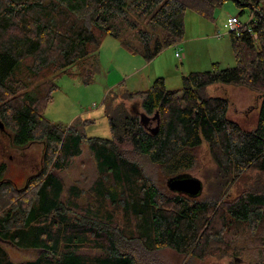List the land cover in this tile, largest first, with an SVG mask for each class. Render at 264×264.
<instances>
[{"label":"trees","instance_id":"obj_1","mask_svg":"<svg viewBox=\"0 0 264 264\" xmlns=\"http://www.w3.org/2000/svg\"><path fill=\"white\" fill-rule=\"evenodd\" d=\"M226 1L0 0V130L10 131L16 147L44 145L43 165L25 187L7 179L0 164V238L40 251L19 264H140L137 252L162 248L203 259L228 254V238L244 231L258 253L249 264H264V186L223 197L233 179L251 171L264 175V0H231L241 14L250 12L248 22L229 31L235 65L212 63L207 71L184 75L181 95L163 78L127 92L125 98H142L147 124L124 102L108 113L110 137L104 139L44 116L61 73L92 59L79 70L91 81L103 37L117 36L106 24L108 15L127 17L129 8L162 30L152 49L143 39L150 60L183 39L186 10L213 19ZM214 84L243 85L262 95L256 127L245 131L229 118L227 98L206 91ZM83 143L98 172L85 205L82 190L66 187L60 175ZM202 145L216 169L214 192L192 197L161 189L155 172L166 180L188 173ZM117 215L129 226L118 225ZM0 264H16L1 246Z\"/></svg>","mask_w":264,"mask_h":264},{"label":"rangeland","instance_id":"obj_2","mask_svg":"<svg viewBox=\"0 0 264 264\" xmlns=\"http://www.w3.org/2000/svg\"><path fill=\"white\" fill-rule=\"evenodd\" d=\"M240 12L241 10L231 0H227L214 9L213 19L205 18L192 10H186L183 39L164 48L150 60L145 57L143 39L148 40L149 47L152 49L155 40L158 37L162 38V30L153 25L149 18L139 19L129 8H127V17L108 15L106 24L117 33V36L103 37L96 52V64L91 69V81L85 82L79 70L84 63L90 67L89 63L93 61L92 59L81 60L70 67L68 72L61 73L56 78L58 88L53 92L44 116L60 124L64 129L73 127L88 138H109L107 115L115 105L124 102L131 113V107H134L135 112L137 110L143 112L140 106L141 97L125 98L129 90L148 87L156 79L163 78L169 90L179 91L181 95L184 75L207 71L212 63H220L223 68L235 65L229 39L231 29L227 18L238 15L240 24H245L250 18L249 8H245L242 14ZM176 51L184 53L181 60L176 56ZM206 91L210 96L227 98L228 116L243 130L250 131L256 127L262 98L260 93L246 86L233 84L210 85ZM155 124L156 121L153 120L148 126L154 127ZM4 130H0V164L6 166L4 176H7V179L11 180L16 187H25L29 176L38 172L43 165V142L29 143L21 148L16 147L10 131L7 128ZM197 153V164L186 174L199 178L203 182L202 193L209 195L210 192H214L211 182L216 169L205 145H202ZM146 170H150L149 166H146ZM60 175L66 187L75 185L82 190L79 202L85 205L90 188L98 176L96 162L85 143L82 144V153L72 160L70 166ZM154 176L158 186L161 189H167L166 176L156 172ZM262 186H264V175L251 171L233 179L224 188L223 197L233 199L245 190ZM70 220L76 222L75 218ZM115 220L120 226H129L120 215H117ZM228 240L232 246L228 251H231L221 256L198 259L189 254H178L170 248H162L151 253L137 252L136 256L140 264H249L255 262L258 255L257 249L254 241L247 237L245 231L229 237ZM120 245L126 248L128 243L121 241ZM0 246L9 253L16 264L27 259H34L40 253L39 250L34 249H19L1 238Z\"/></svg>","mask_w":264,"mask_h":264},{"label":"water","instance_id":"obj_3","mask_svg":"<svg viewBox=\"0 0 264 264\" xmlns=\"http://www.w3.org/2000/svg\"><path fill=\"white\" fill-rule=\"evenodd\" d=\"M133 109L134 107H131L132 113L138 115L143 124H147L150 121V117H148L144 112H141L139 110L135 112ZM0 128H3V125L1 123ZM166 186L171 191L189 195L192 197L198 196L203 191V182L199 178L189 174H179L169 177L166 180Z\"/></svg>","mask_w":264,"mask_h":264},{"label":"built area","instance_id":"obj_4","mask_svg":"<svg viewBox=\"0 0 264 264\" xmlns=\"http://www.w3.org/2000/svg\"><path fill=\"white\" fill-rule=\"evenodd\" d=\"M227 23H228L231 30H235L237 28L238 24H240L239 19H238V15L228 17ZM176 56L179 57V59L181 60L184 57V53H180V52L176 51Z\"/></svg>","mask_w":264,"mask_h":264},{"label":"crops","instance_id":"obj_5","mask_svg":"<svg viewBox=\"0 0 264 264\" xmlns=\"http://www.w3.org/2000/svg\"><path fill=\"white\" fill-rule=\"evenodd\" d=\"M234 16V15H233ZM149 87V86H148ZM147 86L143 87V88H139V89H136V90H129V91H138V90H144L146 88H148Z\"/></svg>","mask_w":264,"mask_h":264},{"label":"bare ground","instance_id":"obj_6","mask_svg":"<svg viewBox=\"0 0 264 264\" xmlns=\"http://www.w3.org/2000/svg\"><path fill=\"white\" fill-rule=\"evenodd\" d=\"M104 186V185H103ZM92 201H94V200H92ZM89 203V202H88ZM97 203V202H96ZM93 209V208H92Z\"/></svg>","mask_w":264,"mask_h":264}]
</instances>
